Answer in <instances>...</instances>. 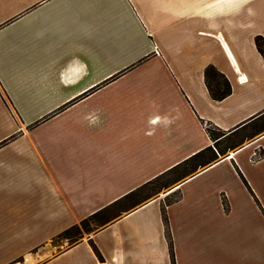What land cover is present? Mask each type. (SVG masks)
<instances>
[{
  "label": "crops",
  "instance_id": "0c3cea01",
  "mask_svg": "<svg viewBox=\"0 0 264 264\" xmlns=\"http://www.w3.org/2000/svg\"><path fill=\"white\" fill-rule=\"evenodd\" d=\"M258 36L264 0H0V264H264ZM209 66L231 85L221 101ZM207 123L228 133L224 154L144 198L215 149ZM176 191L173 258L162 207ZM123 199L108 224L55 251Z\"/></svg>",
  "mask_w": 264,
  "mask_h": 264
},
{
  "label": "trees",
  "instance_id": "16d2710c",
  "mask_svg": "<svg viewBox=\"0 0 264 264\" xmlns=\"http://www.w3.org/2000/svg\"><path fill=\"white\" fill-rule=\"evenodd\" d=\"M256 45H257L259 52L264 56V38L261 36H258L256 38ZM205 78H206V82H207L210 95L213 99L217 101H221L231 94L232 88H231L229 81L214 66H209L206 68ZM205 129L209 137L215 142V149L213 147H208L204 149L203 151L197 153L196 155L192 156L191 158L179 164L178 166L174 167L173 169L167 171L160 177L151 181L147 185L143 186L141 189H139V192L143 193L154 181L159 182L163 178H165V180L162 181L161 186H159V189L168 188L171 185L195 173L198 170V168L204 167L216 161L218 159V153L223 155L224 149H222V144L224 143V139L227 137L228 133L219 129L212 123H207L205 125ZM237 142H240V141L239 140L235 141V143ZM261 155L263 157L264 152L261 153ZM176 192H177V196L173 198L172 200L169 199V196L171 194L166 197L165 203L163 204V207H162V214H163V221L165 224L166 236H167V239L170 245L173 258H174L173 242H172L171 231L169 227V220H168L167 213H166V206L178 201L181 198V193L179 191H176ZM159 193H160V190L156 194H159ZM172 194H174V192ZM123 204H124V199L113 203L109 207H106L105 209L97 213H94L93 215L84 219L80 223V226L84 228V230L88 231L89 224L91 222L92 223L94 222L93 224H96L98 226V228L96 229L98 230L99 228L105 226L111 220H113V217H112L113 215H116L117 213L122 211ZM223 204H224L225 209L229 210V203L227 199L223 200ZM77 228H79L77 225L73 226L70 229H68L66 232L61 234L60 236H63L65 238H70V234L72 230L77 229ZM91 246L93 250L95 251L96 255L98 256L99 260H101L102 262H105L97 246L93 242H91Z\"/></svg>",
  "mask_w": 264,
  "mask_h": 264
},
{
  "label": "rangeland",
  "instance_id": "374dc122",
  "mask_svg": "<svg viewBox=\"0 0 264 264\" xmlns=\"http://www.w3.org/2000/svg\"><path fill=\"white\" fill-rule=\"evenodd\" d=\"M229 143H226V145ZM224 148V146H222V149ZM165 180V178H163L162 180H160L159 182L154 181L143 193H144V198L153 196L154 194H156L159 190L160 193H165L167 190H169L170 188L173 187V185H171L168 188L165 189H159V186H161L162 181ZM170 195V194H169ZM177 196V192H174V194H171L169 196V199H173ZM167 196H164V199L166 200ZM121 212V211H120ZM106 221V220H105ZM94 223V222H93ZM92 222L89 224V229L88 231L84 230V228H82L79 225H77L79 228L77 229H73L71 234H70V238H65L63 236H58V238L55 240V243L58 245V247L56 248L55 251L58 250H62L65 247H68L72 244H74L75 242H77L80 238L88 236L93 234V232H95L94 230H96L98 228V226L96 224H93Z\"/></svg>",
  "mask_w": 264,
  "mask_h": 264
},
{
  "label": "built area",
  "instance_id": "2783aa9c",
  "mask_svg": "<svg viewBox=\"0 0 264 264\" xmlns=\"http://www.w3.org/2000/svg\"><path fill=\"white\" fill-rule=\"evenodd\" d=\"M262 158V155H261V153H256L255 154V156H254V160L256 161V160H259V159H261Z\"/></svg>",
  "mask_w": 264,
  "mask_h": 264
},
{
  "label": "water",
  "instance_id": "95a60500",
  "mask_svg": "<svg viewBox=\"0 0 264 264\" xmlns=\"http://www.w3.org/2000/svg\"><path fill=\"white\" fill-rule=\"evenodd\" d=\"M176 186L170 188L169 190H167L164 194L168 193L169 191H171L172 189H174Z\"/></svg>",
  "mask_w": 264,
  "mask_h": 264
},
{
  "label": "bare ground",
  "instance_id": "6f19581e",
  "mask_svg": "<svg viewBox=\"0 0 264 264\" xmlns=\"http://www.w3.org/2000/svg\"><path fill=\"white\" fill-rule=\"evenodd\" d=\"M33 260V259H32Z\"/></svg>",
  "mask_w": 264,
  "mask_h": 264
}]
</instances>
